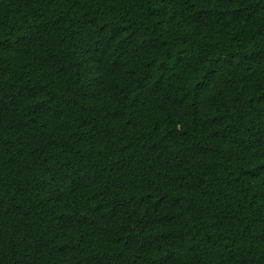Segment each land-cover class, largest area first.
Masks as SVG:
<instances>
[{"label": "trees", "instance_id": "trees-1", "mask_svg": "<svg viewBox=\"0 0 264 264\" xmlns=\"http://www.w3.org/2000/svg\"><path fill=\"white\" fill-rule=\"evenodd\" d=\"M0 264H264V0H0Z\"/></svg>", "mask_w": 264, "mask_h": 264}]
</instances>
